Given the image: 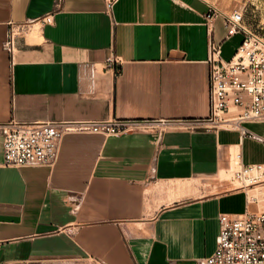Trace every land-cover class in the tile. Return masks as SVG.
I'll list each match as a JSON object with an SVG mask.
<instances>
[{"label": "crops", "instance_id": "crops-1", "mask_svg": "<svg viewBox=\"0 0 264 264\" xmlns=\"http://www.w3.org/2000/svg\"><path fill=\"white\" fill-rule=\"evenodd\" d=\"M207 2L116 0L109 10L105 0H63L54 23H33L10 55L9 24L54 0H0V124L167 121L67 133L52 166H3L0 133V264H197L215 249L221 213L264 211V183L248 204L221 177L235 155L260 163L264 150L207 120L208 42L227 60L241 41L222 17L205 18ZM245 126L264 137V121Z\"/></svg>", "mask_w": 264, "mask_h": 264}, {"label": "built area", "instance_id": "built-area-1", "mask_svg": "<svg viewBox=\"0 0 264 264\" xmlns=\"http://www.w3.org/2000/svg\"><path fill=\"white\" fill-rule=\"evenodd\" d=\"M110 10L116 0H105ZM63 0H54L53 8L46 14L24 23L9 24L2 48L13 54L15 40L20 33L28 31L33 23L52 25L55 14L62 9ZM222 17L226 36L240 35L241 41L227 60L221 56V44L213 39L208 42L206 62L209 69V117L210 124L235 128L240 138L259 141L264 150V137L250 131L245 123L264 121V38L244 22L241 10L223 11L207 2L205 18ZM116 62L107 59L108 66ZM182 123L183 121H178ZM167 121L141 120H75L20 122L14 119L0 124L2 137V164L6 167L52 166L56 162L62 138L67 133H95L116 135L156 126L163 127ZM231 180L243 190L248 204L258 202L249 193L264 183V161L243 164L237 155L234 169L230 168ZM261 199L264 202V195ZM96 264H105L96 260ZM197 264H264V211L221 213L218 216V233L213 253L201 258Z\"/></svg>", "mask_w": 264, "mask_h": 264}, {"label": "rangeland", "instance_id": "rangeland-1", "mask_svg": "<svg viewBox=\"0 0 264 264\" xmlns=\"http://www.w3.org/2000/svg\"><path fill=\"white\" fill-rule=\"evenodd\" d=\"M220 9L231 11L238 9L243 12L245 24L259 36L264 38V0H208ZM237 38H234L236 42ZM233 43V40L230 42ZM231 167L234 169V164ZM231 172L222 170L221 177H230Z\"/></svg>", "mask_w": 264, "mask_h": 264}, {"label": "bare ground", "instance_id": "bare-ground-1", "mask_svg": "<svg viewBox=\"0 0 264 264\" xmlns=\"http://www.w3.org/2000/svg\"><path fill=\"white\" fill-rule=\"evenodd\" d=\"M234 155H235V154H234ZM234 155H233V156H234ZM233 159H234V163H236V162H237V156L235 155Z\"/></svg>", "mask_w": 264, "mask_h": 264}]
</instances>
